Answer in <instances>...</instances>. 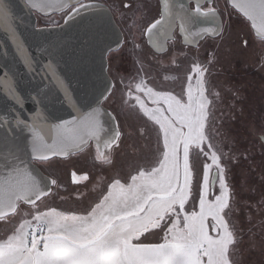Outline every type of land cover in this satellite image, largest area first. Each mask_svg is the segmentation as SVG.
<instances>
[{
	"label": "snow or ice",
	"instance_id": "1",
	"mask_svg": "<svg viewBox=\"0 0 264 264\" xmlns=\"http://www.w3.org/2000/svg\"><path fill=\"white\" fill-rule=\"evenodd\" d=\"M25 2L31 8L41 10L71 6L65 23L100 7L90 0ZM161 2L160 19L147 29L150 42L159 37L167 39L177 24L185 39L220 34L218 24L214 28L198 27L205 21L217 19L216 10L202 8L200 0H196L194 9H189L180 0ZM232 4L264 37V0H232ZM0 25L9 33L25 67L31 70L32 57L17 39L5 0H0ZM193 28L196 30L192 31ZM51 68L50 62L48 69ZM205 71L199 65L193 66L195 85L190 74L186 100L171 92L155 91L143 80L137 83V94L133 96L129 91L128 95L143 114L159 126L162 138L156 165L131 175L127 184L115 180L107 194L86 214L67 213L52 207L37 211L31 219H24L6 239L0 240V264H233L230 247L237 241L226 219V210L230 209V189L216 151H211V164L204 165L199 210H185L193 192L190 150L195 148L204 152L203 145L208 141L205 129L210 101L205 95ZM4 77L0 79V85L4 86L8 98L19 104L22 96L14 79L7 72ZM148 102L153 106L149 107ZM102 114V110L96 108L78 119L54 125L39 122L42 115L31 123L19 118L14 123L30 134L33 159L45 161L79 149L89 140L99 144L101 133L106 131L100 119ZM12 124L4 118L0 121V130L15 131ZM119 135V131H114L104 146L111 147ZM208 148H212L210 143ZM204 154L208 155L207 152ZM3 158L5 164L0 168H8V171L7 174L0 173V220L15 213L18 202L35 208L37 201L48 194L45 178L36 170L22 167L23 161L16 163L19 157L12 152ZM213 166L216 173L210 179ZM87 178L86 175L81 177ZM49 183L54 185L56 181ZM217 184L219 194L209 199ZM157 229L164 231L162 242H145Z\"/></svg>",
	"mask_w": 264,
	"mask_h": 264
},
{
	"label": "rangeland",
	"instance_id": "2",
	"mask_svg": "<svg viewBox=\"0 0 264 264\" xmlns=\"http://www.w3.org/2000/svg\"><path fill=\"white\" fill-rule=\"evenodd\" d=\"M106 1L124 33L123 46L109 57L113 86L104 101L115 115L120 133L112 146L111 159L98 161L89 145L77 154L39 163L56 184L35 208L20 203L14 214L0 220V240L37 211L55 207L58 211L86 214L115 180L127 184L131 175L155 166L162 149L159 126L143 114L128 93L135 96V85L143 80L155 91L171 92L186 100L188 76H193L195 85L193 66L199 65L206 70L205 95L210 101L205 129L208 141L203 145L204 152L190 150L193 192L185 210H199L204 165L211 164V151H216L230 189L226 219L237 241L230 247V258L233 264H264V39L254 35L248 21L228 0H215L223 17L220 36L206 38L196 49L172 43L165 52L156 53L143 37L145 25L158 15L153 0ZM125 1L131 3L127 9ZM64 15L37 17V25L59 23ZM148 106L153 105L148 102ZM215 173L213 166L210 179ZM85 175L88 178L81 179ZM215 194H219L218 184L209 199ZM163 237L164 231L157 229L145 242H162Z\"/></svg>",
	"mask_w": 264,
	"mask_h": 264
},
{
	"label": "water",
	"instance_id": "3",
	"mask_svg": "<svg viewBox=\"0 0 264 264\" xmlns=\"http://www.w3.org/2000/svg\"><path fill=\"white\" fill-rule=\"evenodd\" d=\"M5 3L11 13V22L16 29L17 39L31 55L33 66L31 70L25 67L16 52L15 44L9 38V33L0 25V79L5 78L4 74L7 72L9 77L14 79L22 96L17 104L8 98L4 86L0 85V121L4 118L12 121V127L15 129L11 132L0 130V165L5 164L4 156L9 152L14 153L19 157L16 163L23 161L22 167L28 166L30 170H36L40 177L45 178L48 196L53 186L49 182L53 179L36 163L40 160L33 159L27 129L23 126L17 128L14 121L19 118L31 123L42 115L43 119L39 122L54 125L78 119L83 113L99 108L103 113L100 119L106 129L101 133L100 143L89 140L79 149L69 150L66 154L53 156L48 160L77 154L89 145H92L99 159H108L116 142L111 147H105L104 143L114 131H119L115 115L104 105L113 86L108 73V54L122 46L123 33L110 9L101 3H95L100 7L90 9L68 23H65L64 18L62 23L49 26H38L37 15L59 14L71 6L41 10L31 8L25 0H5ZM183 3L189 8L188 2ZM228 3L248 21L254 35L264 39L252 27V22L233 6L232 0H228ZM217 24L222 30L219 16ZM159 38L161 48L152 45L151 47L156 53H163L167 50L166 41L169 37ZM50 62L52 68L49 70ZM7 171L8 168H0V173L7 174ZM20 203L31 206L21 201L18 202V207ZM11 214L14 213L7 216Z\"/></svg>",
	"mask_w": 264,
	"mask_h": 264
},
{
	"label": "flooded vegetation",
	"instance_id": "4",
	"mask_svg": "<svg viewBox=\"0 0 264 264\" xmlns=\"http://www.w3.org/2000/svg\"><path fill=\"white\" fill-rule=\"evenodd\" d=\"M85 2H89V0H85ZM90 2H92V3H101V4H104L105 6H107V7L110 9V11H111L113 17L115 18L117 24L119 25V27H120V29H121V31H122V33H123L122 27H121L120 23H119L118 20H117V14L114 12V10H113L111 4H109L108 1H106V0H90ZM130 2H131V1H130ZM145 2H146V1H145ZM145 2H144V3H145ZM153 2H154V5L156 6L155 9H156V12H157L158 15H157L154 19H152L150 22H148V23L145 25L144 29H143V37H144L145 43H146V45H147L151 50H153V47L160 49L161 46H162V44H161V39H160V38H158V40H156V41L150 42V41H148L149 39H148V37H147V29H148V27H149L152 23H154L157 19H160V16H161V13H162V9H163V6H162V2H161V0H153ZM180 2H182V3H183V2H188V4H189V8H190V9H194V8L196 7V0H180ZM215 3H216L215 0H210V2H209V0H200V5H201L202 8H204V9H207V8H214V9L216 10L217 17L219 16V17L221 18V21H222V30H223V17H222V15H221V13L218 11V9L215 7V5H214ZM145 4L147 5V3H145ZM124 5H125V8L127 9L128 7L131 6V3L125 1V2H124ZM126 5H127V7H126ZM70 10H71V8H69L68 10H66V11H64V12H62V13H59V14H65V15H64V18H65V16L67 15V13H68ZM140 13H141V12H140ZM54 15H56V14H54ZM40 16H41V15H37L38 18H39ZM41 17H44V16H41ZM45 17H46V16H45ZM64 18H63V20H64ZM243 18H244V17H243ZM244 19H245V18H244ZM63 20H62L61 22H59V23L51 24V25H57V24H60V23L63 22ZM245 20H246V19H245ZM246 21H247V20H246ZM215 24H217V19H216L215 21H211V20H209V21H205L204 23L200 24L198 27L214 28V27H215ZM41 26H49V25H41ZM195 30H196V29L193 28L192 31H195ZM222 30H221L220 34H219V35H216V36H211V35L209 34V35H205V36H203L202 38H200V37H188L187 39H185L184 35H182L181 32H180L179 25L177 24L176 27L172 30V33L169 35V38H168L167 41H166V42H167V50L170 48V45H171L172 43H179V45H181L183 48H194V49H196V48H198V47L202 44V42H203L206 38L213 39V38H216V37L220 36V35L222 34ZM123 44H124V33H123ZM123 44H122V46H123ZM151 45H152L153 47H151ZM122 46H121V47H122ZM121 47H120V48H121ZM120 48H119L117 51H119ZM117 51H112V52H110V53L108 54V65H109V62H110V61H109V57H110V55L113 54L114 52H117ZM153 51H154V50H153ZM41 162H43V161H37L36 163L39 164V163H41ZM19 205H20V204H19Z\"/></svg>",
	"mask_w": 264,
	"mask_h": 264
},
{
	"label": "trees",
	"instance_id": "5",
	"mask_svg": "<svg viewBox=\"0 0 264 264\" xmlns=\"http://www.w3.org/2000/svg\"><path fill=\"white\" fill-rule=\"evenodd\" d=\"M92 146V145H91ZM111 159V156L108 158V159H104V160H102V159H99L98 157H97V160L98 161H100V162H106V161H108V160H110ZM51 193V192H50ZM40 202V201H39ZM38 203V202H37ZM36 203V204H37Z\"/></svg>",
	"mask_w": 264,
	"mask_h": 264
},
{
	"label": "crops",
	"instance_id": "6",
	"mask_svg": "<svg viewBox=\"0 0 264 264\" xmlns=\"http://www.w3.org/2000/svg\"><path fill=\"white\" fill-rule=\"evenodd\" d=\"M41 200H42V199H41ZM41 200H40V201H41Z\"/></svg>",
	"mask_w": 264,
	"mask_h": 264
}]
</instances>
